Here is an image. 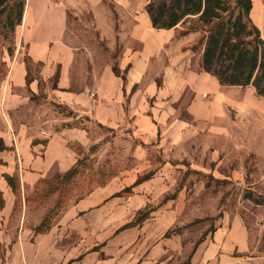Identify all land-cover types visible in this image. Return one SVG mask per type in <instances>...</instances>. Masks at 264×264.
<instances>
[{
    "label": "crops",
    "instance_id": "obj_1",
    "mask_svg": "<svg viewBox=\"0 0 264 264\" xmlns=\"http://www.w3.org/2000/svg\"><path fill=\"white\" fill-rule=\"evenodd\" d=\"M122 1L130 2L113 0L120 13L115 21L104 18L103 5L93 7L88 0H25L18 31L27 60L41 69L39 78L29 77L19 48L0 86V264H264L262 238L232 211L219 212L199 243L201 238L186 243L180 232L166 235L180 228L174 221L178 208L167 204L156 206L152 219L123 228L133 222L129 216L169 190L162 176L168 164H158L151 178L135 184L155 166L148 152L179 157L206 146L213 147L209 155L215 161L231 146H264V97L252 86L220 85L206 73L203 46L192 49L199 32L154 29L145 7L137 14L133 2L123 9ZM251 1V20L264 36V0ZM81 5L91 9L101 39L123 42L114 66L125 80L106 62L93 61L89 69L77 48L59 41L68 29L66 10ZM41 26L48 28L45 35ZM78 119L84 121L79 127L68 124ZM89 120L99 132L112 133L100 146L124 148L139 169L126 178L114 176L37 231L47 213L32 202L33 192L56 174L62 180L82 152L102 141L89 132ZM7 177L16 179V190ZM123 183L127 194H120Z\"/></svg>",
    "mask_w": 264,
    "mask_h": 264
},
{
    "label": "rangeland",
    "instance_id": "obj_2",
    "mask_svg": "<svg viewBox=\"0 0 264 264\" xmlns=\"http://www.w3.org/2000/svg\"><path fill=\"white\" fill-rule=\"evenodd\" d=\"M88 2L93 7L97 3L103 5L106 10L102 13L104 18L109 16L115 21L119 19L120 13L115 8L113 0H97L96 2L88 0ZM130 2H133L137 14L144 10L147 4V0H130ZM130 2L122 1L123 9L128 8ZM97 10L101 11V7ZM66 11L68 29L64 38L59 41L77 48L78 57L87 59L89 69L93 61L116 66L124 47L123 42L121 43L117 38L109 41L101 39L93 24L91 9H86L84 5H81L79 9L68 8ZM23 21L25 22V19ZM4 23L5 14L0 13V86L7 74L9 59L19 48H22L20 51L24 53L27 47L20 38L19 26H16L13 33L9 34ZM188 25L189 23L184 25V28ZM47 29L46 26H41L38 31L40 35H45L48 32ZM53 44L52 42L51 46ZM9 48L12 56L8 55ZM22 58L27 60L26 52ZM27 61L29 77L39 78L41 65ZM38 97H42L41 92ZM58 111L66 116L71 115L67 109L58 108ZM72 117L74 118L75 115ZM79 122L84 121L78 119L68 124L79 127ZM87 126L89 132H97L96 139L102 138V141L96 146H90L91 149L79 155L76 174L72 179L61 180L56 174L51 180L42 182L32 194V202L46 210L48 218L46 224L58 215L59 210L89 194L96 187L107 185L114 176L126 178L127 173H136L139 169L132 163L133 157L124 148L113 147L110 144L105 147L100 146L101 143L110 141L111 131L100 129L99 132L90 120ZM260 136L261 140H264V132H261ZM226 151L215 161H211V155H209L213 152V147L206 146H198V149L197 146H193L186 155L179 157L165 156L156 149L148 152L149 159L155 166L143 171L142 176L156 172L158 164H168L162 176L169 190L162 198L152 200L153 203L149 206L137 210L133 216H129L128 220L143 221L147 217L152 219L153 217L149 216L152 210L164 204L173 211L178 208L174 221L179 223L180 228L175 227L169 230L167 236L180 232L182 240L192 244L208 229L213 228L214 219L219 217V212L228 210L237 213L244 220L253 236L262 238L260 248L264 250V207L258 208L243 198L247 192L264 195V146H231V150ZM202 184L209 186V194L204 192L207 190L205 187L201 191ZM123 185L126 187L120 194L129 193L130 189L125 183ZM180 192L182 194L177 198Z\"/></svg>",
    "mask_w": 264,
    "mask_h": 264
},
{
    "label": "trees",
    "instance_id": "obj_3",
    "mask_svg": "<svg viewBox=\"0 0 264 264\" xmlns=\"http://www.w3.org/2000/svg\"><path fill=\"white\" fill-rule=\"evenodd\" d=\"M24 8L25 0H0V13L5 14L4 26L9 34L21 24ZM251 9V0H147L145 5L154 29L170 30L182 26L181 34H201L192 49L203 46L201 68L214 76L220 85L252 86L258 96L264 97V36L251 20ZM188 23V27L184 28ZM7 52L12 56L10 48ZM112 70L125 80L117 67L113 66ZM57 77L58 74L55 79ZM30 81L27 74V84ZM2 149L4 147L0 142V150ZM75 174L76 166L63 174V179L71 180ZM152 175L153 173H149L138 178L135 184L151 178ZM6 179L13 191L16 190V179ZM243 198L256 206H264V195L247 192ZM47 219H43L36 228L37 231L42 230ZM139 221L130 222L123 228ZM212 230L211 227L205 233Z\"/></svg>",
    "mask_w": 264,
    "mask_h": 264
}]
</instances>
